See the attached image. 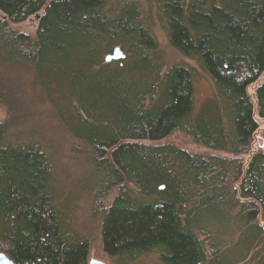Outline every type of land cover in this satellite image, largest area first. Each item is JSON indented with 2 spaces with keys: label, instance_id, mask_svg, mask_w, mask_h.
<instances>
[{
  "label": "trees",
  "instance_id": "obj_1",
  "mask_svg": "<svg viewBox=\"0 0 264 264\" xmlns=\"http://www.w3.org/2000/svg\"><path fill=\"white\" fill-rule=\"evenodd\" d=\"M156 2L171 47L214 86L200 112L194 69L165 63L136 0H0V62L25 65L46 87L53 78L73 124L60 118L100 170V195L119 188L102 222L107 256L264 264V151L253 145L264 121V0ZM40 14L35 39L11 28ZM116 48L125 58L106 62ZM175 132L225 156L154 145ZM11 139L0 123V254L89 264V241L70 233L54 200L50 157Z\"/></svg>",
  "mask_w": 264,
  "mask_h": 264
},
{
  "label": "rangeland",
  "instance_id": "obj_2",
  "mask_svg": "<svg viewBox=\"0 0 264 264\" xmlns=\"http://www.w3.org/2000/svg\"><path fill=\"white\" fill-rule=\"evenodd\" d=\"M136 2L149 19L165 63L168 66L185 64L194 69L196 112H200L214 98L215 90L211 80L194 62L171 47L157 18L156 0ZM40 17L41 14L33 16L24 23L11 25V28L35 39ZM0 19H5L1 12ZM263 79L264 76L261 81ZM43 81L48 82L47 79L41 82L37 80L34 71L26 69L23 64L0 62V123L7 124L13 142L36 144L50 157L55 169L54 200L62 211L70 233L89 241V263L100 261L105 264H163L159 250L140 255L127 263L105 254L102 222L106 210L119 196L120 190L115 188L105 196L100 195L99 190L103 185L98 183L100 170L91 160V150L74 137L60 118L63 114L67 123L73 124L64 95L57 90L53 78L47 87ZM258 84L250 88V94H254ZM259 124L260 130L254 137L253 145L255 150L264 151V121ZM154 145H174L192 154L225 156L196 145L190 137L180 132H175ZM224 239L226 242L230 240L228 236H224Z\"/></svg>",
  "mask_w": 264,
  "mask_h": 264
},
{
  "label": "water",
  "instance_id": "obj_3",
  "mask_svg": "<svg viewBox=\"0 0 264 264\" xmlns=\"http://www.w3.org/2000/svg\"><path fill=\"white\" fill-rule=\"evenodd\" d=\"M124 58L125 55L122 52V50L120 48H116L113 51V53L106 58V62L110 63L112 61H120L123 60ZM0 264H14V262L7 255L0 254ZM89 264H105V263L100 261H92Z\"/></svg>",
  "mask_w": 264,
  "mask_h": 264
}]
</instances>
